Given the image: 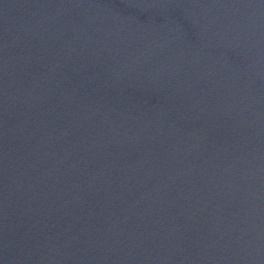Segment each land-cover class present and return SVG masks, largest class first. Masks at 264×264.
Listing matches in <instances>:
<instances>
[{"label": "water", "instance_id": "water-1", "mask_svg": "<svg viewBox=\"0 0 264 264\" xmlns=\"http://www.w3.org/2000/svg\"><path fill=\"white\" fill-rule=\"evenodd\" d=\"M0 264H264V0H0Z\"/></svg>", "mask_w": 264, "mask_h": 264}]
</instances>
